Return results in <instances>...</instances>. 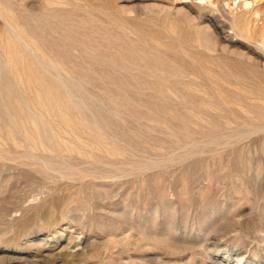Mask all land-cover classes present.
Here are the masks:
<instances>
[{
    "label": "rangeland",
    "instance_id": "374dc122",
    "mask_svg": "<svg viewBox=\"0 0 264 264\" xmlns=\"http://www.w3.org/2000/svg\"><path fill=\"white\" fill-rule=\"evenodd\" d=\"M263 236L264 0H0V264Z\"/></svg>",
    "mask_w": 264,
    "mask_h": 264
},
{
    "label": "bare ground",
    "instance_id": "6f19581e",
    "mask_svg": "<svg viewBox=\"0 0 264 264\" xmlns=\"http://www.w3.org/2000/svg\"><path fill=\"white\" fill-rule=\"evenodd\" d=\"M245 1V0H244ZM255 2L257 1V0H254ZM247 2V4H249L248 3V1H246ZM246 2H245V4H246ZM249 2H251V1H249ZM263 5V4H262ZM246 7H248V6H246ZM256 9H257V7H256ZM257 11H259L258 9H257ZM260 12V11H259ZM237 19V18H236ZM249 19V18H248ZM239 20V19H238ZM239 22H240V20H239ZM249 32V31H248ZM260 33V32H259ZM7 36V35H6ZM24 36V35H23ZM12 39V38H11ZM10 39V40H11ZM4 45V44H3ZM231 225V224H230ZM235 228H237V227H235ZM228 232V231H227ZM261 232V231H260ZM226 233V232H225ZM238 233V232H237ZM222 234V233H221ZM263 234V233H262ZM228 235V234H227ZM234 236H236V235H234ZM238 237H239V235H237ZM254 236V235H253ZM208 237V236H207ZM256 237V236H255ZM264 237V236H263ZM210 238V237H209ZM226 238H228V237H226ZM233 238V237H232ZM261 238V237H260ZM257 239V238H256ZM223 240H225V239H223ZM264 242V238H262V240H260V241H258V244L260 245V246H262V249L264 250V245H261V243H263ZM214 243V242H213ZM243 244V243H242ZM241 244V245H242ZM254 246V245H253ZM256 246V245H255ZM221 245H219L218 243H214V244H212V246H211V248H210V246H208L207 247V249L206 250H209V249H211V250H220L221 249ZM255 248V247H254ZM259 248V247H258ZM256 249V248H255ZM197 253V252H196ZM208 253V252H207ZM211 253V252H210ZM225 253H226V256L227 257H225L226 259H224V258H222V257H219V255H215V256H213V258L211 259L212 260V264H224L225 262H228L229 260H233L234 258L236 259V261L238 262V264H240V263H242L243 262V264H246L247 263V261L246 260H244V258H242V256H243V253H239L238 251H236L234 248H229V247H227L226 246V249H225ZM262 255V254H261ZM209 256V255H208ZM250 258V257H249ZM234 262V261H233ZM236 262V263H237ZM207 263V262H206ZM200 264V263H199ZM231 264V263H230ZM250 264V263H249ZM254 264V263H253ZM256 264H259V263H256Z\"/></svg>",
    "mask_w": 264,
    "mask_h": 264
}]
</instances>
